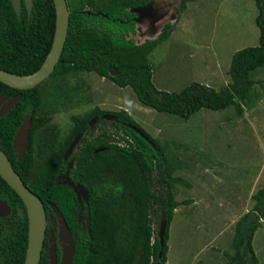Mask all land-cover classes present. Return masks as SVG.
Listing matches in <instances>:
<instances>
[{
  "label": "trees",
  "instance_id": "trees-1",
  "mask_svg": "<svg viewBox=\"0 0 264 264\" xmlns=\"http://www.w3.org/2000/svg\"><path fill=\"white\" fill-rule=\"evenodd\" d=\"M158 0H67L70 25L60 63L54 73L36 88L20 91L0 82V97L22 94L16 106L0 118V148L10 159L25 185L50 209L56 205L72 232L77 234L74 264H167L170 229L175 210L181 205L174 188L185 183L174 173L178 165L165 144L154 138L126 110L109 111L96 106L71 116L72 127L63 133L53 115L79 102L90 85L82 72H96L121 88L130 87L140 102L161 113L189 120L203 109L222 111L229 107L243 117L245 109L258 100L254 74L264 69V0H255L259 44L234 55L228 75L231 83L217 91L192 84L180 92L159 90L153 83L149 56L173 33L172 22L163 27L154 40L137 45L129 38L135 33L134 10ZM29 16L22 0L19 17L11 0H0V68L17 75H29L40 69L49 54L55 29L54 0H33ZM194 0H180L179 15ZM117 75L110 74V68ZM77 83L71 87V79ZM47 89V90H46ZM46 90V91H45ZM32 118L25 155L18 161L13 148L15 136L25 116ZM116 119L108 121L103 116ZM99 118L105 129L92 135L90 122ZM142 131L144 137L129 126ZM121 132V136L115 138ZM78 144L70 178L85 187L90 195L86 207L89 225L77 221L78 205L74 191L58 180L67 169L64 155L75 138ZM0 199L12 208L7 218L9 236L0 243V264H24L28 245V214L22 199L0 177ZM255 205L235 225L233 254L226 253V264H259L254 237L264 221V189L254 195ZM49 202V203H48ZM153 216L162 218L165 231L157 235ZM78 226V229H75ZM48 236V234L46 235ZM48 240L40 264H49ZM60 256V252L58 251ZM198 264H203L198 262Z\"/></svg>",
  "mask_w": 264,
  "mask_h": 264
},
{
  "label": "rangeland",
  "instance_id": "rangeland-1",
  "mask_svg": "<svg viewBox=\"0 0 264 264\" xmlns=\"http://www.w3.org/2000/svg\"><path fill=\"white\" fill-rule=\"evenodd\" d=\"M151 6L154 14L138 25L141 43L157 38L168 22L174 24L170 38L149 56L159 90L175 93L196 83L219 91L231 83L228 73L236 52L259 44L255 0H194L181 15L180 0H159ZM78 76L87 81L85 87L90 85L89 93L77 96L83 98L80 102L73 97V105L55 113L52 122L66 133L72 127L71 116L96 106L128 111L167 146L178 165L174 176L185 181L174 188L181 205L170 229L167 264H226L225 254L234 253L236 223L252 210L254 195L264 189V69L252 77L260 98L243 117L229 107L203 109L187 121L147 107L130 87L121 88L96 72ZM77 78L71 79V87ZM98 123L91 127L92 135L105 129L117 133ZM152 218L160 236L164 220ZM253 245L259 264H264V221Z\"/></svg>",
  "mask_w": 264,
  "mask_h": 264
},
{
  "label": "water",
  "instance_id": "water-1",
  "mask_svg": "<svg viewBox=\"0 0 264 264\" xmlns=\"http://www.w3.org/2000/svg\"><path fill=\"white\" fill-rule=\"evenodd\" d=\"M25 5L28 9L29 16L31 15L34 2L33 0H24ZM159 1V0H158ZM13 7L19 17L22 16V0H11ZM156 3V2H155ZM55 10H56V29L54 34V39L52 43L51 50L44 59V63L35 73L29 75H17L7 72L0 68V82L17 90L24 91L36 88L43 82H45L55 71L56 66L60 63L65 43L67 41L69 25H70V11L67 0H54ZM153 4V3H152ZM152 4L134 10L137 14H144L146 9L152 12ZM154 14V13H153ZM110 74L116 76L117 70L115 68L110 69ZM22 94H18L14 97H0V118H3L7 113H9L16 104L20 101ZM102 119L113 121L116 118L110 115H105ZM99 120L95 117L90 122V127ZM32 126V118L30 116H25L22 125L20 126L13 143V148L17 150L18 161L22 160L26 148L28 139L30 136ZM131 129L137 132L139 135L144 137L142 131L138 130L136 127L130 125ZM83 137V133H80L73 143L70 145L69 149L64 155V160L67 161L73 151L79 144V141ZM74 162L70 161L68 170L66 171L65 182L61 183L69 186L74 193L79 196L84 194L86 198L89 196L88 190L80 184H75L71 178L70 173L73 169ZM0 177L18 194L22 199L28 214V245H26V259L24 264H40L42 259V249L45 244V239L48 230V218L47 210L43 201L33 193L24 183L20 175L14 169L8 156L0 148ZM52 208L55 217L58 222V241L53 230L49 231V260L50 264H58V253L57 248L60 245L61 261L60 264H73L75 259V242L72 232L59 208L49 203ZM12 208L5 201L0 199V218L7 217L12 213ZM165 231V222L163 224L162 232L160 237L162 238Z\"/></svg>",
  "mask_w": 264,
  "mask_h": 264
},
{
  "label": "flooded vegetation",
  "instance_id": "flooded-vegetation-1",
  "mask_svg": "<svg viewBox=\"0 0 264 264\" xmlns=\"http://www.w3.org/2000/svg\"><path fill=\"white\" fill-rule=\"evenodd\" d=\"M149 9H146V11L144 12V14H137V13H135V17L133 18V20H134V22H135V30H136V32L135 33H133V32H131L130 34H129V38H131V39H133L135 42H136V44L137 45H142V44H145L147 41L145 40L144 42H142L141 43V36H140V34H139V29H138V25H140V23L141 24H144V23H142V21H144L145 19V16H151V15H153V13L152 12H149L148 11ZM145 25V24H144ZM138 38H139V40H140V42L138 41ZM141 43V44H140ZM112 68V67H111ZM110 68V69H111ZM110 71V70H109ZM106 79V78H105ZM84 134V133H83ZM83 137H85V134H84V136ZM83 137L81 138V140L83 139ZM81 140L79 141V143L81 142ZM78 147V146H77ZM77 147H76V152L78 153V149H77ZM75 151V150H74ZM73 151V152H74ZM75 152V153H76ZM74 153V154H75ZM73 154V153H72ZM71 154V155H72ZM71 157H73V156H70L69 157V159L71 158ZM69 159L67 160V163H68V165H67V169H66V171L68 170V167H69V163L70 162H68L69 161ZM71 161H73L74 162V159H72ZM66 171L63 173V174H61L60 176H59V178H58V180H59V182L60 183H63V182H65V177H64V175L66 174ZM71 175V174H70ZM76 199H77V205H78V212H77V221H78V223L81 225V226H85V224L88 226L89 225V220H88V218H87V214H86V207H87V204H88V202H89V199H90V195L88 196V198H86V196L84 195V194H80L79 196H77L76 195ZM3 200V199H2ZM49 203V202H48ZM49 206V205H48ZM50 207V206H49ZM12 214V213H11ZM10 214V215H11ZM9 215V216H10ZM9 216H7V217H2V218H0V243H2L3 241H6V238L9 236V222L7 221V218L9 217ZM47 218H48V230H47V234H48V236H46V239H45V244H44V246H43V249L42 250H44V248L46 247V240H48V247H50V244H49V236H50V234H49V231L50 230H53L54 232H55V236H56V239H57V241H58V222H57V219H56V217H55V214H54V212H53V210H52V208L50 207V209H47ZM69 226V225H68ZM86 227V226H85ZM70 228V227H69ZM75 229H78V226H75ZM71 230V229H70ZM71 232H72V230H71ZM72 235H73V238L75 239V237L77 236V234H76V232H75V234L72 232ZM48 247H47V252H48V260H49V251H48ZM58 251L60 252V245H58V248H57V253H58ZM61 255H62V253L60 252V256L58 255V264H60V261H61ZM49 264H50V260H49ZM74 264V263H73Z\"/></svg>",
  "mask_w": 264,
  "mask_h": 264
}]
</instances>
